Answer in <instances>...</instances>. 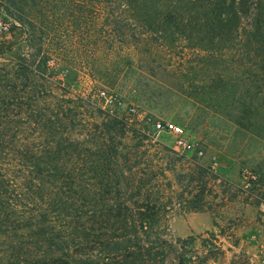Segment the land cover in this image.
I'll list each match as a JSON object with an SVG mask.
<instances>
[{
    "label": "trees",
    "instance_id": "16d2710c",
    "mask_svg": "<svg viewBox=\"0 0 264 264\" xmlns=\"http://www.w3.org/2000/svg\"><path fill=\"white\" fill-rule=\"evenodd\" d=\"M71 2L75 8L64 6ZM0 13L20 26L44 18L43 26L30 25L15 64L17 90L8 62L0 66V264H206L169 229L173 214L207 210L199 188L184 199L165 176L172 168L137 150L142 143L126 145L123 121L85 118L82 98L56 97L35 80L51 53L80 50L72 47L83 41V14L92 56L130 39L148 51L174 50L183 40L192 63L218 48L264 47V0H0ZM60 17L73 22L55 23ZM49 34H58L60 50L44 43ZM9 49L5 38L0 57ZM191 174L188 182L203 175Z\"/></svg>",
    "mask_w": 264,
    "mask_h": 264
},
{
    "label": "rangeland",
    "instance_id": "374dc122",
    "mask_svg": "<svg viewBox=\"0 0 264 264\" xmlns=\"http://www.w3.org/2000/svg\"><path fill=\"white\" fill-rule=\"evenodd\" d=\"M82 3L86 9L88 6ZM75 5L71 2L64 6L73 9ZM48 6L60 8L56 3ZM29 17L20 26L16 21L8 24V18L0 13V42L5 38L10 41L9 51L0 57V66L8 62L10 84L15 90L20 82L15 64L26 52L30 25L44 24L41 14ZM60 19L55 23L73 22L71 18ZM88 20L83 14V41L72 47L80 50L48 55V70L40 81L32 82H40L56 97L65 94L82 98L79 112L96 123L123 121L126 145L142 143L137 150L145 151L153 163L172 168L165 176L178 182L179 191L185 190L184 199H192L197 192L195 186L199 188L208 228L178 236L177 224L172 223L178 215L173 214L169 220L172 237L188 239V254L199 255L206 264H264V216L259 205L264 197V47L252 43L218 48L190 63L194 56L183 49V40L172 51L156 47L148 51V47H136L130 39L129 46L116 44L111 51L95 57L86 45L84 26ZM48 36L44 43L60 50L58 34ZM33 53L32 48L29 54ZM190 64L192 67H188ZM179 68L184 71L179 72ZM100 91L116 103L105 107ZM157 120L181 126L203 155L173 151L171 136L154 130ZM139 135L146 141H140ZM244 167L261 178L262 186L249 195L239 188ZM198 172L203 173L198 182H188L189 175Z\"/></svg>",
    "mask_w": 264,
    "mask_h": 264
},
{
    "label": "built area",
    "instance_id": "2783aa9c",
    "mask_svg": "<svg viewBox=\"0 0 264 264\" xmlns=\"http://www.w3.org/2000/svg\"><path fill=\"white\" fill-rule=\"evenodd\" d=\"M99 96L102 98L105 107H109L116 103L111 96L105 93V91H100ZM130 111L133 112L134 108H131ZM153 128L158 133H167L171 136L172 149L176 153H194L196 156L203 155V151L185 134L181 126L170 121L157 120L153 123ZM261 186V178L256 171L248 167L241 169L239 188L242 194L249 195L254 188H260ZM261 188V192L264 193V186ZM259 205L262 216H264V197L260 198Z\"/></svg>",
    "mask_w": 264,
    "mask_h": 264
},
{
    "label": "crops",
    "instance_id": "0c3cea01",
    "mask_svg": "<svg viewBox=\"0 0 264 264\" xmlns=\"http://www.w3.org/2000/svg\"><path fill=\"white\" fill-rule=\"evenodd\" d=\"M173 218L172 223L177 224L178 227L176 232L178 236H188L192 232H201L208 228V216L204 212L188 213L185 217L175 216ZM186 222L189 226H186Z\"/></svg>",
    "mask_w": 264,
    "mask_h": 264
}]
</instances>
